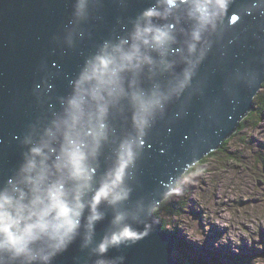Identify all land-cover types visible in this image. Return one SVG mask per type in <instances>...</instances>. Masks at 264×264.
Instances as JSON below:
<instances>
[{
  "label": "clouds",
  "instance_id": "clouds-1",
  "mask_svg": "<svg viewBox=\"0 0 264 264\" xmlns=\"http://www.w3.org/2000/svg\"><path fill=\"white\" fill-rule=\"evenodd\" d=\"M117 3L123 9L128 0ZM103 6L104 0H73L54 43L74 49ZM261 21L264 0H152L127 23L117 20L120 32L83 59L66 95H49L47 80L36 85L33 95L42 108L47 104L46 114L14 137L20 161L0 182V264H55L73 245L92 264H125L124 256L106 257L148 237L159 204L183 190L174 177L161 200L131 202L149 133L173 106V122L186 117L193 98L205 95L206 81L197 77L209 55L215 49L223 64L233 44L249 34L259 39L253 25ZM260 81L264 56L240 62L226 74L221 99L239 103V90ZM232 252L239 255V248Z\"/></svg>",
  "mask_w": 264,
  "mask_h": 264
},
{
  "label": "water",
  "instance_id": "water-1",
  "mask_svg": "<svg viewBox=\"0 0 264 264\" xmlns=\"http://www.w3.org/2000/svg\"><path fill=\"white\" fill-rule=\"evenodd\" d=\"M72 3L73 0H0V182L11 175L20 161L21 149L14 137L46 114L47 104L42 108L33 95L36 85L43 86L47 80L53 85L49 95H66L68 80L78 72L83 59L113 32H120L117 20L127 23L149 7L152 0H128L123 9L117 0H104L97 14L101 19L94 16L84 26L90 36L78 40L74 49L65 50L54 43L53 37L62 36ZM249 23L253 22L246 20L244 25ZM244 25L238 26L237 31ZM253 30L259 39L249 34L233 44L223 64L215 49L209 55L197 77L206 81L205 95L193 98L186 117L173 122V106L168 117L149 133L144 156L138 163L139 185L131 202L141 198L146 202L161 200L171 187L170 178L182 179L190 168L221 149L222 141L237 132L239 120L254 109V98L264 81L250 91L239 90V103L221 99L226 74L240 62L264 56V21L254 24ZM208 112L213 113L211 120ZM106 226L107 221L97 226V240ZM173 241L157 221L148 237L134 246L113 249L106 258L124 256L125 264H179L172 258ZM75 258L80 264H92L94 259L73 245L55 264H74Z\"/></svg>",
  "mask_w": 264,
  "mask_h": 264
},
{
  "label": "rangeland",
  "instance_id": "rangeland-1",
  "mask_svg": "<svg viewBox=\"0 0 264 264\" xmlns=\"http://www.w3.org/2000/svg\"><path fill=\"white\" fill-rule=\"evenodd\" d=\"M250 113L224 151L190 168L182 193L155 214L179 264H264V111Z\"/></svg>",
  "mask_w": 264,
  "mask_h": 264
},
{
  "label": "trees",
  "instance_id": "trees-1",
  "mask_svg": "<svg viewBox=\"0 0 264 264\" xmlns=\"http://www.w3.org/2000/svg\"><path fill=\"white\" fill-rule=\"evenodd\" d=\"M254 108H256L259 111V115H261L262 112L264 111V84H263V87H262L261 91H259V93L257 94V96L254 98ZM250 117L252 118V114L251 113L248 115V118H250ZM248 118H246V119H248ZM242 128H243V125L239 128V130H242ZM227 144H228V140L226 141L225 145L221 148V150L219 152H217V154L223 152L224 151V148L226 147ZM211 155H213V154H211ZM213 156H215V155H213ZM205 160L206 159L202 160L201 162H204ZM164 202L162 203V206H164ZM162 206L160 205L161 208H163ZM160 207L156 210L155 214H158L159 213ZM181 262H180L181 264H184L183 263L184 260H182Z\"/></svg>",
  "mask_w": 264,
  "mask_h": 264
},
{
  "label": "bare ground",
  "instance_id": "bare-ground-1",
  "mask_svg": "<svg viewBox=\"0 0 264 264\" xmlns=\"http://www.w3.org/2000/svg\"><path fill=\"white\" fill-rule=\"evenodd\" d=\"M245 118H246V117H243V118H241V119L239 120V127H240V125H241L240 123H241ZM247 118H248V117H247ZM239 127H238V128H239ZM223 142H225V141L223 140L222 143H221V145L223 144ZM224 149H225V148H224ZM218 150H219V149H218ZM154 219H155V218H154ZM155 220L158 221V223L161 225V221H160L159 219L156 218ZM172 258H173V257H172Z\"/></svg>",
  "mask_w": 264,
  "mask_h": 264
}]
</instances>
